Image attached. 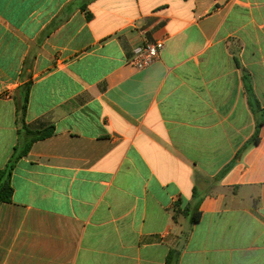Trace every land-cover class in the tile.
<instances>
[{"label":"crops","instance_id":"obj_1","mask_svg":"<svg viewBox=\"0 0 264 264\" xmlns=\"http://www.w3.org/2000/svg\"><path fill=\"white\" fill-rule=\"evenodd\" d=\"M83 3L0 0V264H264V0Z\"/></svg>","mask_w":264,"mask_h":264},{"label":"trees","instance_id":"obj_2","mask_svg":"<svg viewBox=\"0 0 264 264\" xmlns=\"http://www.w3.org/2000/svg\"><path fill=\"white\" fill-rule=\"evenodd\" d=\"M92 0H83V5L80 7L82 11H85L87 3ZM87 19L89 18L88 13ZM243 84L245 91L247 93L248 103L252 106L255 103L254 94L251 88V84L248 76L243 75ZM29 84H25L22 88L19 89L20 95L16 100V124H17V134L18 139L17 143L14 147L13 158L9 161V163L4 167V169L0 170V204L5 202H11L12 197V187L10 184V177L13 167L16 161L25 155L29 148L36 141L45 139L50 137L54 132V127L51 124H43L39 126H34L31 124H27L25 122V115L27 111L28 105V91ZM192 206H196L198 208V204L201 201V197L197 194L196 190L193 191L192 195ZM185 215L188 214V209L186 212H183ZM179 214V210L176 209L174 211L173 217L176 220ZM200 213H197L191 217L190 222L195 223L199 220ZM165 264H178L177 261V253L175 251H170L166 257Z\"/></svg>","mask_w":264,"mask_h":264},{"label":"built area","instance_id":"obj_3","mask_svg":"<svg viewBox=\"0 0 264 264\" xmlns=\"http://www.w3.org/2000/svg\"><path fill=\"white\" fill-rule=\"evenodd\" d=\"M163 48L164 42L162 40L145 42L135 48L128 58V62L136 70H145L159 60Z\"/></svg>","mask_w":264,"mask_h":264}]
</instances>
